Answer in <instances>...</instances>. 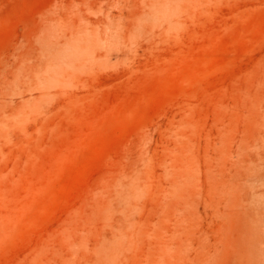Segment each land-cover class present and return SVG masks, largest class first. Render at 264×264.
<instances>
[{
	"label": "rangeland",
	"instance_id": "374dc122",
	"mask_svg": "<svg viewBox=\"0 0 264 264\" xmlns=\"http://www.w3.org/2000/svg\"><path fill=\"white\" fill-rule=\"evenodd\" d=\"M0 264H264V0H0Z\"/></svg>",
	"mask_w": 264,
	"mask_h": 264
}]
</instances>
